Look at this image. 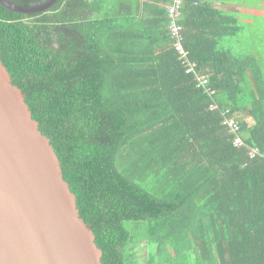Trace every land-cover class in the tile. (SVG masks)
<instances>
[{"label": "trees", "instance_id": "1", "mask_svg": "<svg viewBox=\"0 0 264 264\" xmlns=\"http://www.w3.org/2000/svg\"><path fill=\"white\" fill-rule=\"evenodd\" d=\"M155 2L57 0L30 14L0 4V60L54 148L101 264H264V158L247 155L264 150V81L249 73L262 65L248 47L224 57L214 36L191 44L183 7L196 64L186 73L168 0ZM224 116L239 122L243 146Z\"/></svg>", "mask_w": 264, "mask_h": 264}, {"label": "water", "instance_id": "2", "mask_svg": "<svg viewBox=\"0 0 264 264\" xmlns=\"http://www.w3.org/2000/svg\"><path fill=\"white\" fill-rule=\"evenodd\" d=\"M56 1L0 4L30 14ZM101 255L54 148L0 60V264H101Z\"/></svg>", "mask_w": 264, "mask_h": 264}, {"label": "crops", "instance_id": "3", "mask_svg": "<svg viewBox=\"0 0 264 264\" xmlns=\"http://www.w3.org/2000/svg\"><path fill=\"white\" fill-rule=\"evenodd\" d=\"M141 2L146 5L156 3L155 0ZM185 3L183 15L191 44L206 36H214L217 40L214 45L225 51L224 57L231 60L243 57L245 47H248L252 61L262 65L259 73L255 72L256 68L249 73L262 76L264 81V22L261 28L258 19L264 13V0H185ZM141 15L148 14L141 12ZM260 90L264 98V88ZM246 120L251 123L249 117Z\"/></svg>", "mask_w": 264, "mask_h": 264}, {"label": "built area", "instance_id": "4", "mask_svg": "<svg viewBox=\"0 0 264 264\" xmlns=\"http://www.w3.org/2000/svg\"><path fill=\"white\" fill-rule=\"evenodd\" d=\"M184 5V0H168L165 4V11L168 18V35L172 40V47L178 55V59L181 61V64L184 67L186 73H192L195 71L196 64L189 60V51L184 48L183 41V26L180 24V19L182 17V8ZM196 87L203 89L205 93L210 96H213L215 91L209 86V79L206 75L198 74ZM215 103H210L209 109H216ZM223 114H227L228 111L224 110ZM222 125L226 126L231 133H234L233 144L235 146H243L244 143L242 139L237 135V132L240 129L239 122L232 117L224 116L222 120ZM247 155L250 159H253L257 156L264 158V150L259 149V147H249L247 150Z\"/></svg>", "mask_w": 264, "mask_h": 264}, {"label": "rangeland", "instance_id": "5", "mask_svg": "<svg viewBox=\"0 0 264 264\" xmlns=\"http://www.w3.org/2000/svg\"><path fill=\"white\" fill-rule=\"evenodd\" d=\"M258 19H259V21H260V25H261V28H262V24H263V22H264V13L262 14V16H260V17H258ZM264 25V24H263ZM141 246H143V245H141Z\"/></svg>", "mask_w": 264, "mask_h": 264}]
</instances>
